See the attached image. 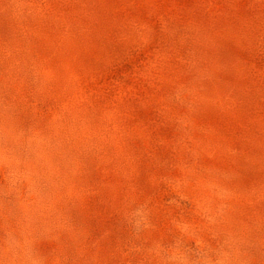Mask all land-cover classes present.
Returning <instances> with one entry per match:
<instances>
[{
	"label": "rangeland",
	"instance_id": "rangeland-1",
	"mask_svg": "<svg viewBox=\"0 0 264 264\" xmlns=\"http://www.w3.org/2000/svg\"><path fill=\"white\" fill-rule=\"evenodd\" d=\"M0 264H264V0H0Z\"/></svg>",
	"mask_w": 264,
	"mask_h": 264
}]
</instances>
